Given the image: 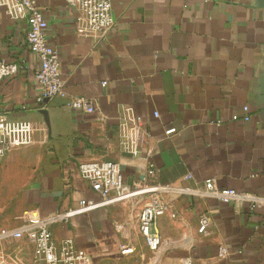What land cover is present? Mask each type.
I'll return each mask as SVG.
<instances>
[{
    "label": "crops",
    "instance_id": "crops-1",
    "mask_svg": "<svg viewBox=\"0 0 264 264\" xmlns=\"http://www.w3.org/2000/svg\"><path fill=\"white\" fill-rule=\"evenodd\" d=\"M36 1L49 25L47 40L59 52L65 95L38 103L40 63L28 47L29 25L0 9V64L19 67L0 85V115L33 129V144L0 162V232L19 228L27 210L45 217L99 201L80 177L82 163H118L130 186L153 166L151 184L193 191L168 197L171 211L157 225L158 251L140 233L142 205L130 202L53 224L56 243L72 240L94 264H264V210L197 194L213 181L218 189L264 198L259 0H112L115 28L104 40L80 36L78 13L63 0ZM75 97L93 100L97 112L69 108ZM126 109L146 131L138 157L121 150ZM171 129L176 133L168 136ZM202 213L212 217L208 236L198 233ZM124 244L134 247L132 255L120 254ZM0 253L6 264H35L27 238L3 241Z\"/></svg>",
    "mask_w": 264,
    "mask_h": 264
},
{
    "label": "built area",
    "instance_id": "built-area-1",
    "mask_svg": "<svg viewBox=\"0 0 264 264\" xmlns=\"http://www.w3.org/2000/svg\"><path fill=\"white\" fill-rule=\"evenodd\" d=\"M67 6L78 13L76 28L82 37L104 40L115 28L112 0H63ZM0 9L14 21H25L29 25L27 43L31 53L40 63L35 73L40 94L37 98L42 106L48 101L64 96L66 82L61 71L59 52L47 40L48 22L44 19L41 8L36 0H0ZM19 67L15 64L2 62L0 64V85L15 76ZM105 84V83H104ZM74 111L85 114H95L97 108L93 100L86 97H75L68 103ZM248 112V108H244ZM156 117H158L156 115ZM250 117H246L249 121ZM121 135V150L127 155L138 157L144 142L146 131L142 120L126 109L119 124ZM176 133V129L166 132L168 136ZM33 144V129L29 122L9 121L0 115V162L14 148ZM81 179L86 182L98 196L99 201H81L80 207L66 214H54L43 217L37 210H27L20 216V226L15 230L0 232V244L8 239H30L35 247V264H94L92 256L85 250L75 246L72 240L56 243L51 230L53 224L66 220L75 213H84L100 206H112L123 202H130L134 206H141L139 216V230L147 246L152 251H158L162 239L158 232V220L170 213V196L193 193L187 188H176L151 184L150 179L156 178L153 166L148 168L146 178L135 186L127 185L122 176L118 163L111 161L85 162L79 166ZM197 194L202 197L216 199L226 204H247L251 212L264 210V198L250 193H238L235 190L218 189L213 181H208L202 191ZM175 217V214H171ZM212 217L209 213L199 216L198 233L202 236L210 235ZM121 230L120 226L116 227ZM134 253L131 244L120 246V254L129 256ZM227 254L221 249L220 256ZM0 264H6L4 253H0ZM183 264H193L185 261Z\"/></svg>",
    "mask_w": 264,
    "mask_h": 264
},
{
    "label": "water",
    "instance_id": "water-1",
    "mask_svg": "<svg viewBox=\"0 0 264 264\" xmlns=\"http://www.w3.org/2000/svg\"><path fill=\"white\" fill-rule=\"evenodd\" d=\"M260 5L264 6V0H259Z\"/></svg>",
    "mask_w": 264,
    "mask_h": 264
}]
</instances>
